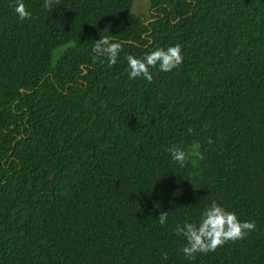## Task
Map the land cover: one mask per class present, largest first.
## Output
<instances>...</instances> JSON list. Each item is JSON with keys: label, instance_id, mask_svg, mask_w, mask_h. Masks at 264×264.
Masks as SVG:
<instances>
[{"label": "trees", "instance_id": "obj_1", "mask_svg": "<svg viewBox=\"0 0 264 264\" xmlns=\"http://www.w3.org/2000/svg\"><path fill=\"white\" fill-rule=\"evenodd\" d=\"M135 1L24 0L21 21L0 0V264H264V0ZM176 44L177 68L129 78ZM212 201L256 228L190 260L174 229Z\"/></svg>", "mask_w": 264, "mask_h": 264}, {"label": "clouds", "instance_id": "obj_2", "mask_svg": "<svg viewBox=\"0 0 264 264\" xmlns=\"http://www.w3.org/2000/svg\"><path fill=\"white\" fill-rule=\"evenodd\" d=\"M54 2L58 3V0H44L42 6L52 11ZM12 6L21 21L31 19L32 14L27 9L24 0H14ZM122 47V42L115 41L112 36H101V39L94 41L92 51L97 57H107L108 65L111 67L117 63V57ZM125 58L130 79L143 78L151 83L153 81L151 68L158 66L159 71L170 72L182 64V46L176 44L167 48L157 47L142 57L127 55ZM188 131L191 133L192 129L189 128ZM209 143L212 141L210 140ZM168 151L173 161L181 167L185 166L188 157L181 146L173 144ZM202 158L203 156H201ZM168 216L169 212L161 211L158 220L162 226L167 223ZM255 228V221L242 222L235 212L212 201L211 205L203 211L198 224L192 222H185L183 225L177 224L174 232L177 236L185 238L186 243L181 249L185 257L194 260L197 253L214 252L227 242L244 239ZM164 258L167 259L166 253Z\"/></svg>", "mask_w": 264, "mask_h": 264}, {"label": "rangeland", "instance_id": "obj_3", "mask_svg": "<svg viewBox=\"0 0 264 264\" xmlns=\"http://www.w3.org/2000/svg\"><path fill=\"white\" fill-rule=\"evenodd\" d=\"M133 12L143 19H148L151 15V0H136L133 6Z\"/></svg>", "mask_w": 264, "mask_h": 264}]
</instances>
